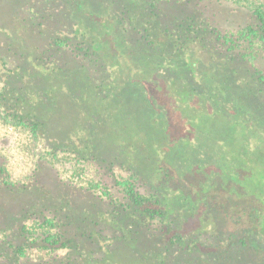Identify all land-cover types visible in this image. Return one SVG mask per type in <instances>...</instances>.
<instances>
[{
  "label": "trees",
  "instance_id": "trees-1",
  "mask_svg": "<svg viewBox=\"0 0 264 264\" xmlns=\"http://www.w3.org/2000/svg\"><path fill=\"white\" fill-rule=\"evenodd\" d=\"M200 1L144 0L139 8L140 0H55L59 16L63 11L71 16L69 21L72 23L68 28L71 32L62 29L60 34H52L62 26L55 20L52 26L57 27L38 46H31L17 37L13 29L0 25V33L6 34L4 38L0 37V80L5 83L3 92H0L1 115L43 139L51 153L70 152L80 162L95 163L100 171L98 179L90 186L78 185L62 179L50 161L39 158L24 179H14L6 157L0 154L1 264L29 261L31 251L37 249L50 252L66 249L61 258L67 263L81 258L98 261L112 258L123 247L131 250L127 263L145 264L147 259L139 261V238L155 239L152 236L155 232H152L160 227L162 232L167 228L168 233L177 229L180 225L177 216L181 215L175 212L179 208L171 207L176 202L171 201L172 197L166 191L167 182L163 174L166 164L158 167L156 190L148 192L143 188L146 182L139 172V131L132 129L130 135L121 132L112 139L110 130L103 128L101 121L104 118H100L111 112L109 106H105L106 110L101 109L105 113H98V117L89 115L84 118L69 109L63 111V102L59 99L61 88L54 92L49 86L51 82L74 80L77 85L73 82L67 84L80 88L79 95L82 91L88 99V91L81 85L90 82L95 89L96 104L108 103L110 94L107 88L115 81L112 65L121 62L134 64L135 59L132 58L139 53V41L145 42L158 32L173 43H169L173 54H190V63L176 58V65L181 69L185 65H195L192 57L195 53L190 45L196 43L221 56L224 54L225 65L236 57L252 69L247 51L240 50L231 55L229 52L233 47L226 48L225 53L224 50L218 51L215 42L222 40L224 44L229 39L223 40L215 29L208 27L203 12L195 16ZM64 2L67 4L65 10ZM170 5L178 10L174 12L173 30L168 28L167 22L159 20L161 13L171 9ZM52 16L54 14L48 13L47 18ZM251 18L253 23L247 26L244 35L248 41L260 39L264 46V11L254 9ZM89 23L100 28L94 25L98 31L93 33L94 29L91 31L87 27ZM20 30L29 31L23 20ZM168 35L173 37L172 41ZM91 55L97 56L94 68L83 58ZM122 55L126 59H122ZM7 60H13L14 65L9 66ZM222 79L229 84L231 75L227 73ZM251 80L264 82V73L253 68ZM224 90L228 87L225 86ZM65 101L69 103L66 97ZM126 145L131 147L132 153L136 151L135 157H124L122 147ZM115 166H120L129 176L124 179L113 176L111 172ZM214 183L211 187L216 189V196L209 198L210 202L203 201L201 207L215 210L229 224L237 226L232 227L234 230L227 236L230 242L225 246L218 240L215 244L203 243L208 247L197 250L196 241L189 242L185 233L176 231L177 235L176 232L175 235L169 234L170 245L182 246L185 251L173 256L170 248L157 243L151 251L149 263L195 264L196 252H206L207 258L222 260L229 249L240 252L250 241L259 242V227L264 228V196L260 194L263 187L253 182L241 183L236 192L231 186L233 183L226 182L224 177L215 179ZM184 202H187L186 198ZM236 233L239 234L238 239L235 238ZM203 244L199 245L204 247ZM226 246L227 250L223 251ZM261 257L264 259V254ZM260 264H264V260Z\"/></svg>",
  "mask_w": 264,
  "mask_h": 264
},
{
  "label": "rangeland",
  "instance_id": "rangeland-1",
  "mask_svg": "<svg viewBox=\"0 0 264 264\" xmlns=\"http://www.w3.org/2000/svg\"><path fill=\"white\" fill-rule=\"evenodd\" d=\"M143 1L140 0L139 8ZM66 5V2L62 4L63 10ZM56 7L55 0H0V25L13 29L17 37L31 46H38L44 37H50L49 33L58 24L62 26L52 34H60L62 29L71 32V16L66 11L59 16ZM170 7L169 11L160 14L159 20L167 22L168 28L173 30V16L178 10L173 5ZM196 8L195 16L203 12L208 27L215 29L223 40L229 39L224 44L222 40L215 42L218 51L224 50L225 53L228 47H233L230 55L240 50L247 51L252 69L236 57L225 65L224 54L221 56L199 43L190 45L195 53L192 55L195 65H185L181 69L176 65V58L190 63V54H173L169 44L173 43L158 32L145 42L139 41V53L132 58L135 59L134 64L121 62L112 65L115 81L107 88L110 94L108 103L96 104L95 89L90 82L81 85L88 91V99L82 91L79 95L80 88L68 85L69 82L77 85L74 80H64L65 85L62 84L64 81L51 82L49 86L54 92L61 88L59 99L63 102V111L69 109L84 118L89 115L93 118L98 117V113H105L101 109L106 110L105 106H109L112 113L108 111L100 118H104L101 121L103 128L110 130L109 137L112 139H116L121 132L130 135L132 129L139 131V172L146 182L143 188L148 192L156 190L158 167L166 164L163 170L166 191L172 197L171 201L176 202L171 207L179 208L175 212L181 215L177 216L180 225L171 233L167 232V228L162 232V227L153 231L152 236L157 240L147 239V236L139 238V261L147 259L145 264H152L149 263L151 251L157 243L170 248L173 256L185 251L182 246L170 245L169 234L175 235L176 231L185 233L189 242L196 241L197 250L207 248L208 245L204 244H215L217 240L223 246L230 242L227 236L234 230L232 227L237 226L229 224L215 210L201 207L203 201L210 202L209 198L216 196V189L211 187L215 185V179L224 177L226 182L231 181L236 192L241 183H256L263 187L260 194L264 196V82L251 80L253 68L264 73V46L260 39L248 41L244 35V30L253 23L251 12L256 8L264 11V0H202ZM48 13L54 16L47 18ZM22 20L29 31L21 32ZM55 20L57 25L52 26ZM94 25L100 28L94 23L87 24V27L92 31ZM98 29L95 28L93 33ZM5 36L0 33L1 38ZM170 38L172 41L173 37ZM122 56L126 59L125 55ZM83 58L93 68L97 65V56ZM7 62L9 66L14 65L13 60ZM227 73L231 75L229 84L222 79ZM225 86L228 87L226 91ZM4 87L5 83L0 80V92ZM43 142L30 130L0 113V154L6 157L14 179H24L39 158L50 161L59 170L62 179L72 183L90 186L98 179L100 171L95 163L80 162L70 152L51 153ZM122 154L131 159L136 156V151L132 153L131 147L126 145L122 147ZM113 173L119 179L129 176L120 166H115ZM259 232V242L250 241L240 252L227 250L226 246L223 249L227 250L226 257L222 260L207 258L206 252H196L195 264H260L264 260L261 257L264 254V228L259 227ZM238 236L236 233L235 238L238 239ZM201 243L204 247L199 245ZM65 252L66 249L53 252L37 249L31 251L29 261L5 264H126L131 257V250L123 247L120 255L115 254L110 259L94 261L81 258L67 263L61 258ZM56 256L59 258L53 260Z\"/></svg>",
  "mask_w": 264,
  "mask_h": 264
}]
</instances>
